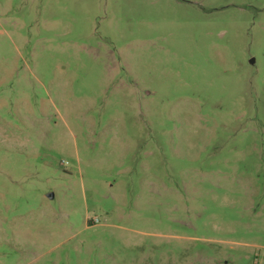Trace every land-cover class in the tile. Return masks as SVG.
Here are the masks:
<instances>
[{"label": "rangeland", "instance_id": "obj_1", "mask_svg": "<svg viewBox=\"0 0 264 264\" xmlns=\"http://www.w3.org/2000/svg\"><path fill=\"white\" fill-rule=\"evenodd\" d=\"M0 264H264V0H0Z\"/></svg>", "mask_w": 264, "mask_h": 264}]
</instances>
